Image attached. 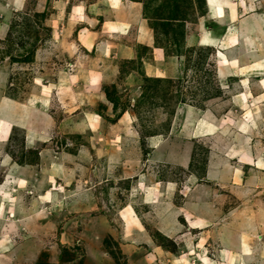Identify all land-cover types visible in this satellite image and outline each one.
Here are the masks:
<instances>
[{"label": "rangeland", "instance_id": "374dc122", "mask_svg": "<svg viewBox=\"0 0 264 264\" xmlns=\"http://www.w3.org/2000/svg\"><path fill=\"white\" fill-rule=\"evenodd\" d=\"M71 1L78 2L65 3ZM136 1L141 2L153 44L162 49L157 67L175 69L162 77H137L134 85L128 81L118 89L103 87L108 101L109 95L117 100L115 108L110 101L113 110L107 119L119 127L115 147L104 140L101 153L86 147L87 139L94 143V138L66 134L63 128L79 119L68 114L79 90L69 85L63 66V37L74 31L73 24L64 21V1L55 5V0H23L17 11L9 0L0 1V95L28 105H23L25 112L20 110L23 122L9 129L0 154L1 185L4 177L16 173L23 181L21 193L15 194L18 202L12 205L21 212L15 218L21 216L22 221L13 218L11 223L4 214L7 221L0 224V264H205V257L222 264L228 255L235 257L229 264H264V77L259 66L243 77L238 71L264 61V0L232 1L233 23L227 20L230 8L222 18L212 19L207 0ZM247 18L246 30L241 22ZM258 24L261 29H256ZM202 28L218 37L231 32L238 38L232 40L237 42L232 53L222 50L230 63L225 69L218 68V47L200 45ZM117 67L122 79L124 71H140V61L122 60ZM35 94L52 101L38 103ZM29 109L37 111L34 117L26 116ZM244 122L245 129L240 127ZM32 128L44 142L36 140L37 145L28 148L24 130ZM160 143L164 147L155 154L147 147ZM40 146L47 148L45 154ZM243 146L242 158L234 155L232 151ZM110 155L118 159L108 173ZM49 160H65L67 168L58 176L48 175L54 177L48 188L55 198L46 207L52 196L43 192L46 199L35 198L41 193L35 184L44 186L52 169ZM181 161L183 167L176 164ZM20 164L24 169L16 171ZM86 188L97 202L89 212L82 200ZM126 203L133 213L131 229L114 215ZM242 236L250 252L244 258L239 256ZM221 248L229 254L221 255Z\"/></svg>", "mask_w": 264, "mask_h": 264}, {"label": "crops", "instance_id": "0c3cea01", "mask_svg": "<svg viewBox=\"0 0 264 264\" xmlns=\"http://www.w3.org/2000/svg\"><path fill=\"white\" fill-rule=\"evenodd\" d=\"M1 1V0H0ZM4 1V0H2ZM64 4L66 7L64 8V21H67L68 23L73 24L74 31L69 32V37H63L66 45L67 50H63L65 53V56L67 57L66 61H64L63 66L66 68V74L65 76L68 78V81L70 82L69 85H72L73 87H78L76 89L79 90V92H76L73 96V99L76 100V103H74V110L73 113H68L70 116L79 117L78 121L73 122L71 126H64V132H74L78 134L81 138H87L91 139L94 138V143H92V140H88L89 143L86 145L90 150H98L103 151L104 146V140H109L112 142V145L115 147L116 139L114 138L117 133V128L119 127L117 122H110L107 117L112 114V104L110 103V100L108 101L106 99V96L102 94L103 87L114 85L116 89L122 84H126L128 81H132V85L139 83L137 80V77H162V73L170 72L175 67H170L165 65L163 68L157 67L161 62L162 63V49L158 46H155L154 38L151 32V28L148 26V23L146 19L142 17V11H141V2H138L136 0H77L78 2H69ZM82 1V4L80 2ZM208 6L213 12L212 19L219 18L218 14H216L214 7L219 5V3L222 1H213V0H207ZM234 1V0H230ZM10 5L14 11L19 10L20 6L23 3V0H9ZM60 0H55V5H58ZM242 2V0H240ZM213 3V4H212ZM243 3V2H242ZM114 4V5H113ZM233 4V2H232ZM20 5V6H19ZM18 6V7H17ZM212 7V8H211ZM235 10V7H234ZM54 18L56 19V15H54ZM235 18V13H234ZM220 19V18H219ZM229 20V19H227ZM230 21V20H229ZM234 21V20H233ZM231 22V21H230ZM233 23V22H232ZM224 25H227L225 23ZM55 25H53L54 27ZM56 27V26H55ZM95 27H98L96 30ZM257 27V26H256ZM242 28H246L247 26L244 25ZM203 29V28H202ZM206 29V28H205ZM83 31V32H82ZM64 32H68V28H64ZM54 33V30L52 29L51 34ZM72 33H76L75 37V44L74 47H71V39L70 37L73 35ZM226 33V32H225ZM224 36L218 37L216 36L213 31L202 30L199 34L198 40L200 41V45L205 46H216L218 47V51L226 50L227 52H231L233 50V47L237 44L234 43L232 40H235L237 37H235V34L232 35L229 32L225 34ZM82 34V35H81ZM238 39V38H237ZM195 40V39H194ZM224 43L227 45L225 46ZM221 45V46H220ZM77 48V49H76ZM223 52V51H222ZM236 57V56H235ZM146 58H149L150 62H147ZM124 60L126 62L129 61H140V67L135 71L132 69L128 71H124V78H119V67L120 62ZM258 61V60H257ZM264 62V61H260ZM258 63L255 66V62L251 64L250 66H244V67H238V71L240 77L245 76L250 70H252V67H260L262 71L260 72L261 75L264 77V68L263 64ZM230 63L227 62V64L224 66L222 65L221 70L225 69L226 66H229ZM219 65V64H218ZM263 65V66H262ZM175 69V68H174ZM126 73V74H125ZM262 85L264 88V80L262 79ZM67 82V81H66ZM6 84V82H5ZM4 84L2 83V86ZM51 85V84H50ZM48 85L45 86L47 88ZM264 90V89H263ZM55 91V90H54ZM94 93L97 98L89 97L92 96ZM1 94V91H0ZM37 95L36 98H34L38 103L44 102V100H51V97H48L50 99H46V95L44 94H35ZM114 96H117L116 92L113 94ZM112 98L113 96L110 95ZM120 100V98L118 97ZM260 99V98H257ZM41 100V101H40ZM97 100L95 103L97 105H93L90 103V101ZM32 101H34L32 99ZM59 101V100H58ZM84 101V102H83ZM82 102L84 105H82ZM35 103V101L32 103V105ZM27 105V102L16 104L12 103L10 101V98L5 95H0V154L3 152V148L6 147V143L4 141L6 140V137L9 136V129L15 127V125H18L22 123V116L20 115V110L26 111V107L23 105ZM80 104V105H79ZM82 107L84 108H80ZM23 106V107H22ZM97 106L95 110L92 111V107ZM89 107V109L87 108ZM24 108V109H23ZM104 108V111H103ZM98 109V110H97ZM71 110V109H70ZM76 111V112H75ZM91 111V112H90ZM36 110L29 109V112L26 114V116L34 117L36 114ZM248 115L249 113L246 112ZM38 114V113H37ZM38 116V115H36ZM124 118V117H123ZM125 119V118H124ZM253 126V121H248ZM245 123V122H244ZM241 123L240 127L245 129L246 123ZM250 127V124H247ZM44 127V126H42ZM93 128V130H92ZM65 129L67 131H65ZM37 129H28L24 130V137H23V143L24 145H29L28 148H31V146H36L37 142L39 141L40 144H43L44 140H40V131ZM212 130L209 129L207 132L210 134ZM5 132L7 134L5 135ZM67 134V133H66ZM109 137V138H108ZM201 136H198L197 138H200ZM5 139V140H4ZM38 140V141H36ZM86 144V141H84ZM91 143V144H90ZM83 146V144H81ZM39 147V146H38ZM85 147V148H86ZM94 147V148H93ZM148 148H151L153 151V154L156 153L157 148L164 147L163 143H160L159 145L155 144L153 146L148 145ZM245 146L241 147V151L234 152V155H237L239 157L244 152ZM2 149V150H1ZM47 148L40 146L39 152L44 153ZM38 152V154H39ZM45 154V153H44ZM134 154V153H133ZM112 156L110 158V161L112 163L108 165V173H110L109 170H112L111 165L113 164V161H116L118 157L116 155H110ZM242 158V155L240 156ZM41 160V158L39 157ZM1 160V159H0ZM48 161V160H47ZM49 165H52L51 171H47L46 174L47 179L44 184V186H39L35 184L36 187H41V193L40 195H43V192H45L49 197H51V202L47 201L46 207L51 206L52 202H54V195L52 194L53 191L48 188L51 183L54 182V177H49L50 173H54L56 176H58L61 172H65L67 168V162L65 160H62V163H60L58 160L56 161H50ZM179 166L183 167L184 163L181 161L180 163H176ZM58 165H62L63 168L61 170L56 169ZM4 165L0 162V167H3ZM16 171L20 168L24 169L25 164L16 165ZM70 166V165H69ZM107 173V174H108ZM109 175V174H108ZM112 180L117 179L111 177ZM3 179V178H1ZM22 177H20L17 173L9 176L4 177V180H6V183L2 184V181L0 183V224H4V221H7L5 216L7 215V219L9 222H14V220L18 219L19 221H15L16 223L21 222V216H18V218L12 219L8 217V214L13 211L14 214H21L20 211H17L16 208H12V205L16 204L18 201L16 199V195L18 194L22 189V183L21 180ZM48 180V181H47ZM142 181H140L141 183ZM154 183H157L156 181ZM153 183V184H154ZM159 183V181H158ZM143 184V182H142ZM145 185V183H144ZM151 186L147 185L146 189ZM158 186H161L159 190H163L162 185L159 184ZM8 187V188H7ZM90 189V188H89ZM88 188L83 189L84 196L82 197L83 202L85 203L84 209L85 212L92 211L94 207H96L97 202L94 200V197L92 196L91 190ZM12 193H10L11 191ZM158 190V191H159ZM10 191V192H9ZM39 191V190H38ZM9 192V193H8ZM21 193V192H20ZM56 194V193H54ZM158 194V193H157ZM9 196V198H13L15 201L12 204H9L5 201H3L4 196ZM60 195V193H58ZM15 197V198H14ZM38 196L35 195V198ZM153 198V195H152ZM159 194H158V197ZM161 199V198H160ZM36 200V199H35ZM8 205L9 208H8ZM125 206H128L126 203L124 206L119 207L118 209H115L114 215L115 219L124 227L125 224L120 220L119 216L122 218L121 215H119V212H121L122 209L126 208ZM11 207V208H10ZM129 207H131L129 205ZM207 208V206L205 207ZM131 209V208H130ZM11 210V211H10ZM17 211V212H16ZM132 212V211H131ZM5 214V216H4ZM133 214V213H132ZM101 219L99 218L97 220ZM114 220V219H113ZM122 220H125L122 218ZM133 220H130L129 225L126 227L128 229H131L134 224H132ZM134 222V221H133ZM108 228V226H106ZM103 227V229H107ZM200 227H197V229ZM163 229V227H162ZM193 229H196L193 227ZM1 236H3V232L0 231ZM147 242L146 239H143ZM136 242V240H133ZM143 245L146 246L145 242H142ZM141 243V244H142ZM3 247H7L6 243H3Z\"/></svg>", "mask_w": 264, "mask_h": 264}, {"label": "bare ground", "instance_id": "6f19581e", "mask_svg": "<svg viewBox=\"0 0 264 264\" xmlns=\"http://www.w3.org/2000/svg\"><path fill=\"white\" fill-rule=\"evenodd\" d=\"M251 1V0H250ZM253 1V0H252ZM114 5V4H113ZM212 8V7H211ZM230 8V15H229V20L232 22L233 21V19H234V7H233V4H232V1H230V0H222L220 3H219V5H217L216 7H214V9H215V12H216V14H218V16H219V18H222L223 16H222V14L224 13V9H229ZM261 13H262V11H261ZM250 21V18H247L246 19V21L245 20H243L242 22H241V27H243L244 25H246V26H250L248 23L249 22H247V21ZM227 24H228V22H227ZM253 26V25H252ZM257 27H256V29H261L260 27H261V25L260 24H258V25H256ZM247 28H249L250 29V27H247ZM246 29V28H245ZM247 30V29H246ZM252 30V29H251ZM255 30V29H254ZM245 32V31H244ZM228 33V32H227ZM230 34H232L231 32H229ZM262 33V32H261ZM247 34H249V33H247ZM260 35V34H259ZM224 45L225 46H227L225 43H224ZM218 64H219V67L218 68H220L219 70H221V67H222V65H226L227 64V62H228V59L225 57V56H223L222 55V51H218ZM231 60V59H230ZM231 62L232 63H236V60H231ZM260 61H255V66L259 63ZM170 67H173V66H171L170 65ZM239 69V68H238ZM173 73V72H172ZM7 134V132H5V135ZM41 200H44V199H46V198H44V197H42L41 195H39L38 196ZM3 201H5V202H7V203H9V204H12L15 200L13 199V198H9V196L7 195V196H4L3 197ZM1 207V206H0ZM206 209V208H205ZM11 211V210H10ZM206 213H208V211L206 212ZM132 212H131V209H130V207L128 206V207H126V208H124V209H122L121 210V212L119 213V215H121L124 219H125V222H126V225L128 226L129 225V223H130V218L129 217H131L132 215ZM8 217H10L11 219H12V217H15V214H13V211H11V213H9L8 214ZM203 219V218H202ZM244 219H242V221H243ZM248 220V219H247ZM16 221H19L18 219H16ZM208 221V220H207ZM248 221H250V220H248ZM209 223H210V221H209ZM208 223V224H209ZM125 225V226H126ZM201 225H203V223L201 224ZM200 226V225H199ZM127 228V227H126ZM126 228H124V229H126ZM219 241V240H218ZM242 244H241V250H240V252H239V256L240 257H243L244 258V256H248L249 254H250V252H249V249L248 248H246L247 246H246V244H245V242H244V240H243V236H242ZM199 243V242H198ZM220 244V243H219ZM226 244V243H225ZM188 245V244H187ZM202 246V245H201ZM220 246V245H219ZM239 247V246H238ZM199 248V247H198ZM231 249V248H230ZM220 252H221V255H227V253L229 254V251H227L226 249H224V248H221V250H220ZM196 253V252H195ZM205 254V253H204ZM208 254V253H207ZM183 257V256H182ZM233 258H235L234 257V255H228L227 257H226V259L223 261V263L222 264H224V262H227L228 264H229V262L231 263V262H233ZM240 259H242V258H240ZM201 261V260H200ZM205 264H214V263H211V260H209V259H207L206 257H205ZM227 263H225V264H227ZM201 264H202V262H201Z\"/></svg>", "mask_w": 264, "mask_h": 264}, {"label": "trees", "instance_id": "16d2710c", "mask_svg": "<svg viewBox=\"0 0 264 264\" xmlns=\"http://www.w3.org/2000/svg\"><path fill=\"white\" fill-rule=\"evenodd\" d=\"M171 10L174 11V10H177V8L175 6H172ZM165 22H167V21H165ZM108 99L113 102L112 104L114 105V108H115V102H117V100H114L115 98L113 99L110 95L108 96Z\"/></svg>", "mask_w": 264, "mask_h": 264}]
</instances>
